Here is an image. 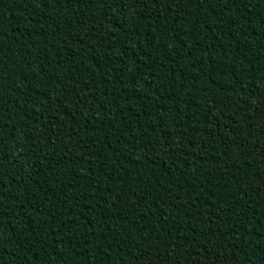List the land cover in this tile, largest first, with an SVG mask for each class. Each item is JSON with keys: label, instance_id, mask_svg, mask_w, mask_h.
Instances as JSON below:
<instances>
[{"label": "trees", "instance_id": "16d2710c", "mask_svg": "<svg viewBox=\"0 0 264 264\" xmlns=\"http://www.w3.org/2000/svg\"><path fill=\"white\" fill-rule=\"evenodd\" d=\"M0 264H264V0H0Z\"/></svg>", "mask_w": 264, "mask_h": 264}]
</instances>
